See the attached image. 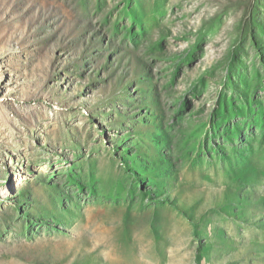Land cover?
Wrapping results in <instances>:
<instances>
[{
  "label": "rangeland",
  "instance_id": "rangeland-1",
  "mask_svg": "<svg viewBox=\"0 0 264 264\" xmlns=\"http://www.w3.org/2000/svg\"><path fill=\"white\" fill-rule=\"evenodd\" d=\"M0 264H264V0H0Z\"/></svg>",
  "mask_w": 264,
  "mask_h": 264
},
{
  "label": "bare ground",
  "instance_id": "bare-ground-1",
  "mask_svg": "<svg viewBox=\"0 0 264 264\" xmlns=\"http://www.w3.org/2000/svg\"><path fill=\"white\" fill-rule=\"evenodd\" d=\"M9 180H10V179H9ZM11 188H12V187H11V185H10V186L6 189V192H5L6 195H8V196L11 195Z\"/></svg>",
  "mask_w": 264,
  "mask_h": 264
}]
</instances>
